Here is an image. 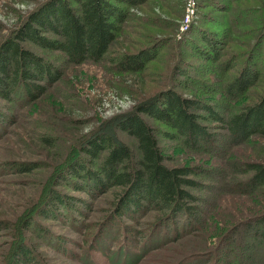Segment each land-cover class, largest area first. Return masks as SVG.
<instances>
[{"label": "rangeland", "instance_id": "374dc122", "mask_svg": "<svg viewBox=\"0 0 264 264\" xmlns=\"http://www.w3.org/2000/svg\"><path fill=\"white\" fill-rule=\"evenodd\" d=\"M263 2L151 0L128 9L106 58L157 43L145 75L128 78L108 60L74 67L58 53L38 50L61 71V80L34 103L0 100V264H11L19 250L31 252L33 264H134L140 255L135 264H264V225L255 221L264 213V187L236 189L248 177L241 174L243 162L264 163V138L231 146L220 124L207 118L201 124L215 141L190 150L177 137L163 136L170 129L147 120L162 131L157 140L167 167L201 168L191 177L200 185L190 190L198 216L176 215L167 227L153 226L159 213L151 210L136 222L105 223L114 190L92 200L71 187L76 179L66 171L78 156L75 138L102 115L127 109L137 92L170 88L224 121L256 102L264 94ZM207 42L216 43L215 50ZM213 56L216 61L206 59ZM242 71L257 81L233 101L225 88ZM43 137L54 145L40 143ZM14 163L33 169L19 173ZM54 195L73 205L63 208Z\"/></svg>", "mask_w": 264, "mask_h": 264}, {"label": "trees", "instance_id": "16d2710c", "mask_svg": "<svg viewBox=\"0 0 264 264\" xmlns=\"http://www.w3.org/2000/svg\"><path fill=\"white\" fill-rule=\"evenodd\" d=\"M149 1L0 0V100L34 103L61 80V71L38 50L58 53L66 65L74 67L98 66L108 60L115 72L125 73V76L145 75L148 63L155 59L151 52L155 51L157 43L149 42V48L124 52L109 59L106 54L128 17V9L144 6ZM207 44L215 50L216 43ZM206 59L216 61L214 56ZM256 81L254 74L242 71L228 83L225 92L236 101ZM160 89L148 94L137 92L127 109L102 115L90 131L75 138L72 148L78 156L66 166L67 176L76 179L71 184L74 190L92 200L114 190L115 198L105 223L111 219L119 222L125 217L136 222L151 210L159 213L153 226L167 227L176 215L194 220L199 214L194 206L198 200L190 190L199 187L191 177L198 175L201 168L167 167L157 140L162 131L147 120L170 129L172 134L163 132V136L177 137L190 150L215 141L214 135L201 124L207 118L220 124L231 146L254 136L264 138V94L224 121L202 102L182 97L170 88ZM199 111H205L207 116L197 114ZM121 135L130 138L134 147ZM40 143L53 146L55 141L43 137ZM11 168L19 173L33 169L15 163ZM241 174L248 177L236 185L237 190L247 193L264 187V163L243 162ZM54 196L63 208L73 205L61 196ZM255 221L264 225V213ZM123 229L128 230V226ZM135 234L138 235V231ZM259 235L264 240V230ZM34 262L31 252L19 250L11 264Z\"/></svg>", "mask_w": 264, "mask_h": 264}]
</instances>
